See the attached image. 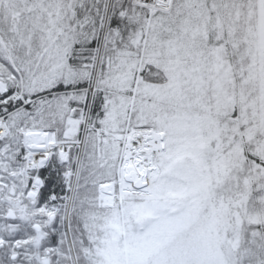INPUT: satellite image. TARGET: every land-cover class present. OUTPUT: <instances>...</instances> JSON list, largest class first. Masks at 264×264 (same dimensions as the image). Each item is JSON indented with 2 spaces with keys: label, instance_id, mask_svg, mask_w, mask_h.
<instances>
[{
  "label": "trees",
  "instance_id": "obj_1",
  "mask_svg": "<svg viewBox=\"0 0 264 264\" xmlns=\"http://www.w3.org/2000/svg\"><path fill=\"white\" fill-rule=\"evenodd\" d=\"M258 17V0H174L171 12L154 13L134 4L133 0H1L0 67L6 65L18 79L17 72H13L6 60L7 56L15 58L24 74V96L31 101L23 104L22 100L12 96L17 90L15 83L0 86V117H4L8 127L7 134L0 139V229L14 227L10 231L6 228L4 238L22 242L25 237L21 231L26 226L20 222L24 202L38 208L49 203L51 198L61 204L67 201L65 196L71 183L66 179V172L75 167L79 155L78 147L72 146L68 162L62 161L56 151L42 169L19 173L18 161L26 152L22 129L43 128L55 131L62 139L68 127L69 111L75 110L73 116L77 118H81V111H87L89 126L80 154L72 219L73 222L78 219L79 230L88 229L84 231L87 239L83 238L82 244L97 252L96 255L83 253L77 248L81 263L94 264L102 260V253H98L104 249L107 238L116 234L115 221L111 217L115 214L117 222L121 223V215L120 202L113 209L97 208V188L101 181L118 180L119 168L113 159L120 148H116L113 136L105 143H99L97 131L121 133L129 122L140 130L150 126L160 128L152 120L141 122L138 104L131 113L129 103L128 108L121 106L119 118H114L115 110L109 100L114 96L110 92L122 89L132 95L137 88L138 93L143 94L144 90L152 92L149 85L159 84V89L153 91L177 95L176 99L185 102H193V98L198 99L201 95L205 100L210 98L209 88L213 85L210 78L217 73L219 63L220 71L230 68L229 75L234 77L232 85L238 92L242 89L238 88L243 81L245 62L258 57L253 54L258 50ZM35 54L37 61L40 59L39 67L35 58H30ZM148 68L158 70L166 78L156 83L148 77ZM44 69L52 75L49 77H53L50 82L38 78V71ZM191 73H197L200 84ZM2 79L0 76V83ZM42 84L45 85L41 89ZM2 88L6 90L2 91ZM127 100L124 97L123 101L127 103ZM35 175L43 180V184L33 201L25 196ZM124 198L127 235L123 259L124 264H134L131 261L136 237L139 234L150 236L148 227L140 228L143 234L132 230L137 219L134 207L145 212L151 209L150 204L162 207L161 204L168 206L170 202L160 200L154 194L142 197L146 204L140 205L130 202L137 196ZM9 210L18 214L15 219L6 217ZM51 216L46 215L44 229L49 236H55L54 244H60L62 214L53 220ZM91 218L94 222L89 221ZM32 219L31 216L30 222ZM187 235L174 246L187 243ZM260 235L262 248H253L251 254L257 260L256 264H264L263 231ZM76 243L81 247L78 240ZM42 245L36 246V253L47 243ZM241 252L242 248L238 249L235 256L237 264L245 263L239 259Z\"/></svg>",
  "mask_w": 264,
  "mask_h": 264
},
{
  "label": "rangeland",
  "instance_id": "obj_2",
  "mask_svg": "<svg viewBox=\"0 0 264 264\" xmlns=\"http://www.w3.org/2000/svg\"><path fill=\"white\" fill-rule=\"evenodd\" d=\"M135 1L133 0L134 4L148 8L151 13H154L171 12L174 0L168 10L150 9L145 4L135 3ZM258 14V50L253 53L258 57L245 62L243 81L238 88L242 89L238 92L234 91L235 87L232 85L234 77L231 78L229 75L230 68L220 71V63L216 69L217 73L210 78L213 80V85L209 88L210 98L205 100L202 99L203 95L201 97L198 95V99L193 98V102H185L182 99H176L177 95L153 91L159 89V84L149 85L148 88L152 92L144 90L143 94L138 93L137 88L132 95L125 93L122 89L110 92V95L114 96L109 98L111 107L115 110L114 118H119L121 106L127 105L128 108L129 103V113H131L138 108L135 107L138 104L141 122L152 120L155 124H159L160 128L150 126L140 130L129 122L127 129L121 133L104 132L101 129L97 131L99 143L101 141L105 143L109 136H113L117 142L116 148L121 149L117 152L118 154H115V160L113 159V163H116L119 168L118 180L99 183L97 208L113 209L120 202L121 223L117 222L115 214L112 217L109 215L115 221L113 229L115 228L116 234H113V238H107L108 242L104 249L98 253H102V260L94 264H124L123 254L126 249L125 236L127 235L124 197L137 196V199L132 198L130 202L134 201L140 205L146 204L142 197L152 194L160 197V200H168L170 204L168 206L161 204L162 207H152L150 204L151 209L145 212L142 210L139 212L134 207L133 213L137 214V219L132 230L136 229L134 232L143 234L144 231H140V228L148 227L150 236L146 234L143 237L139 234L140 236L136 237L132 263L237 264L235 256L241 248L239 258L241 263L244 260L243 264L257 263L251 254L253 248H262L260 235L262 231L264 235V0H258ZM107 19L108 13L105 24ZM100 55L99 52L97 63H99ZM37 56L35 54L29 57L37 61ZM7 57L6 60L14 70L13 72H17L18 79L12 70L2 63L4 66L0 67V76L4 79L1 80L3 83L1 86L8 85L10 82L15 83L17 90L12 96L16 100H22L23 104H27L31 101L26 100L27 97L24 96L25 84L22 78L24 74L15 62V58ZM220 58L219 56L218 59ZM39 63L40 59L36 62V66L39 67ZM186 71L190 73L187 69ZM38 73L41 81L50 82L53 79L49 77L52 75L45 69ZM147 74L156 83L161 82L163 77L166 78V75H162L153 68H148ZM196 74L194 76L191 73L194 80L198 77ZM200 83L198 80V84ZM43 85L45 84L41 85V89ZM91 90L93 91V87ZM124 97L126 100L129 98L130 101L124 102ZM69 112L68 127L62 139L55 131L34 127L22 129L26 152L18 161L19 173L38 171L47 166L57 151L55 145L58 143L69 144L67 155L62 156L57 151L62 161H69L72 146L78 147L79 152L75 167L70 172H66V179L71 183H69L67 197L65 196L66 202L61 204L51 198L49 203L41 206L40 209L34 208L28 202L23 204L25 209L20 211V222L26 228L21 231L25 234L21 241L24 245L27 244L29 249L28 256H25L28 264H83L77 248L83 253L97 254L93 247L88 249L87 244H82L83 238L87 239L84 231L88 229L79 230L78 219H74V222L72 219L75 209V188L80 172V154L84 145L86 128L89 126L88 113L81 111V118H77L73 116L75 110L71 109ZM1 122L0 117V124ZM3 122L6 133L0 136V139L8 132L5 119ZM132 131H151L165 135V148L155 153L153 157L155 168L149 170L147 192L126 190L122 183L124 153L128 134ZM39 136H45L47 142L53 145L52 153L42 166L33 167L29 159L30 152L33 150L30 144L35 143ZM100 153L101 150L98 147V154L101 155ZM42 184L43 180L35 175L30 182L25 199L35 201ZM106 189L112 192L109 194ZM50 214L54 217L62 214L61 243L58 239L61 245L54 244L55 236H49L48 231L44 229L45 217ZM31 216L34 219L30 222ZM6 217L11 218L7 214ZM143 217L147 219V223L142 220ZM93 219L89 221L94 222ZM6 228L9 230V226H3L0 229L3 230L0 236L4 235ZM11 228L14 229V227ZM186 234L189 235L187 243H177L178 245L174 246V243L181 238L184 239ZM121 236L122 238L119 239ZM76 240L80 242L81 247L77 246ZM119 241L123 245H119ZM44 242L47 243L46 247L36 253V246L40 248Z\"/></svg>",
  "mask_w": 264,
  "mask_h": 264
},
{
  "label": "bare ground",
  "instance_id": "obj_3",
  "mask_svg": "<svg viewBox=\"0 0 264 264\" xmlns=\"http://www.w3.org/2000/svg\"><path fill=\"white\" fill-rule=\"evenodd\" d=\"M30 155V165L42 166L52 153V144L45 136H39ZM165 148V135L151 131H132L128 134L124 153L122 183L126 190L147 192L149 190V170L155 168L153 157Z\"/></svg>",
  "mask_w": 264,
  "mask_h": 264
},
{
  "label": "flooded vegetation",
  "instance_id": "obj_4",
  "mask_svg": "<svg viewBox=\"0 0 264 264\" xmlns=\"http://www.w3.org/2000/svg\"><path fill=\"white\" fill-rule=\"evenodd\" d=\"M5 90L6 89L2 88V91ZM38 208L40 209V207ZM9 212L15 213L14 210H9ZM17 215L18 214H16V217ZM16 217H14V219ZM54 218L55 217L52 215L51 219L53 220ZM11 229L12 228H9V231ZM4 233L6 232L4 231ZM4 237L5 236L0 237V264H28L26 263V261H28L27 257H25L29 251L27 244L24 245L19 239L13 241L11 237V239L9 238L7 240Z\"/></svg>",
  "mask_w": 264,
  "mask_h": 264
},
{
  "label": "built area",
  "instance_id": "obj_5",
  "mask_svg": "<svg viewBox=\"0 0 264 264\" xmlns=\"http://www.w3.org/2000/svg\"><path fill=\"white\" fill-rule=\"evenodd\" d=\"M172 1L173 0H136L135 3L138 2V3L145 4L146 6L150 7V9L157 8V9L168 10L172 5ZM1 119H2V122L0 124V136L4 135L6 133V127L3 124L4 123L3 118H1ZM55 148L58 149V152L62 156H65V155H67V153L69 151V144L58 143L55 145ZM106 192H108L110 194L112 192V190L106 189Z\"/></svg>",
  "mask_w": 264,
  "mask_h": 264
},
{
  "label": "water",
  "instance_id": "obj_6",
  "mask_svg": "<svg viewBox=\"0 0 264 264\" xmlns=\"http://www.w3.org/2000/svg\"><path fill=\"white\" fill-rule=\"evenodd\" d=\"M0 86H1V83H0ZM7 216H8V217H11V218H14V217H15V213H13V212H8V213H7Z\"/></svg>",
  "mask_w": 264,
  "mask_h": 264
}]
</instances>
